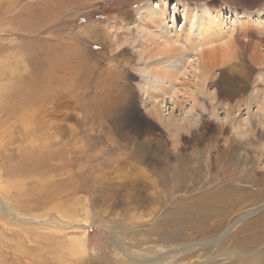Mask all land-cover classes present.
I'll use <instances>...</instances> for the list:
<instances>
[{"label":"rangeland","instance_id":"obj_1","mask_svg":"<svg viewBox=\"0 0 264 264\" xmlns=\"http://www.w3.org/2000/svg\"><path fill=\"white\" fill-rule=\"evenodd\" d=\"M28 1L0 0V85L25 75L28 56L53 44L76 46L94 67L67 82L53 79V94L42 107L53 146L71 149L73 166L66 169L82 178L74 189L35 204L61 172L35 168L6 174L8 161L4 164L1 156L15 164L22 135L0 129V194L10 198L9 208L0 204V264H246L245 253L264 247V206L247 215L264 203V0H160L170 9L177 5L180 17L173 24L165 20L172 33L184 24L183 7L199 12L212 5L222 12L226 27L218 45L225 57L198 86L195 103L184 94L183 76H175L178 69L187 71L194 57L188 43L180 40L176 45L185 48L173 53L158 39L143 41L149 27L140 9L156 7L159 0L68 5L61 15L24 30L13 18ZM235 12L249 14L243 21L248 31L227 29L233 21L241 24ZM86 23L104 32L102 42L77 33ZM250 47L259 52L260 62L249 59ZM173 88L176 104L167 110ZM89 95L112 103V113L97 122L82 104ZM157 103L162 115L179 118L184 112L178 128L151 114ZM38 109L30 110V125ZM138 149L143 157L133 156ZM22 201H30V209L15 217V204ZM32 217L64 219L67 226L57 231ZM75 238L81 245L72 248Z\"/></svg>","mask_w":264,"mask_h":264},{"label":"bare ground","instance_id":"obj_2","mask_svg":"<svg viewBox=\"0 0 264 264\" xmlns=\"http://www.w3.org/2000/svg\"><path fill=\"white\" fill-rule=\"evenodd\" d=\"M88 1H95V0H31L24 3V5L20 8L19 12H17V14L13 19L14 21L16 20L19 21V25L22 27V29L28 30L29 28L32 27L36 28L38 25H42L45 22L46 17L48 19L49 18L51 19L57 17L58 15H61L63 13L62 9H64L68 5H72V6L75 4L80 5ZM7 5L10 4L7 3ZM176 6L177 5H174V7L170 9V6H168L166 2L162 3L161 1L156 7L145 5L140 9L142 10L140 12L142 13L140 16L141 20L143 19L147 20L148 22L146 24L149 27V31L147 30L149 34H146L147 32H143V39H144V35L145 37L147 36L146 39H144L143 41L146 40L147 42H149L151 39L152 40L158 39L161 41V43H158V45L160 44V47L162 49H171L173 53L174 51L178 52V50L180 51L183 48H185L184 46L182 47L180 45H176L179 43L180 40H184L185 42L188 43V46L191 47L192 48L191 50H193L194 52L193 53L194 57L192 59L191 57L189 58L191 60L188 65L187 71L186 70L181 71L178 69L179 71L177 70L175 76H177L178 74L183 76L184 79L182 81L185 83H182L184 87V89L183 88L182 89L184 91V94L190 97L192 100H194L198 86L206 82V80L208 79V75L210 74V71L216 66V64H218L219 61L222 60L223 57H225V53L223 52L222 47L218 45V43H221L224 39L222 35L224 33L225 25H223V23L220 22L222 12L220 10H216L212 5H209L208 9H205L204 7L198 8L199 12L196 11L197 9L195 10V8H191V6H188V7H183L181 11L183 12L182 20H184V24L182 25V28L180 29V31H176L175 29L174 30L175 33L174 32L172 33L171 31H168L167 29L168 26L165 25L166 22L165 20H169L173 24L180 17V14L178 13ZM170 10H172V14L170 13L171 12ZM5 12L6 13L9 12V10L5 9L3 13ZM236 15H237V19L234 18V20L240 19L239 21L241 22V24H239L238 21H233L230 27H228L227 29H229L232 33L233 32L242 33L248 31V28L244 25L245 23H247V21L246 22L243 21L249 18V14L235 12V16ZM194 20H199V22L195 24ZM77 33L79 35H84L92 40H96L98 43H100V40L102 42L101 36H103L102 34L104 32L99 27L92 25L91 23H86L79 28ZM105 37L108 38V36ZM106 41H108V39ZM146 41L144 43H146ZM108 43H110V41H108ZM241 47L244 48V45H241ZM248 50H250L249 59L252 62L258 63L262 60L261 55L256 50V48L250 47ZM157 58L164 59V57H157ZM27 60H28L29 69L27 70L25 75L12 76L10 77L9 83L6 82L0 85V129L1 128L3 129V127L12 128V131H14L13 129H15V131L18 130L19 134L22 135V139H21L22 142L17 146L19 151H21L20 159L17 162L15 161L16 163L13 164L11 162L12 158H7L5 156L4 157L1 156V158L3 159V162L4 161L9 162L6 163L8 164L6 165L8 167H5L6 174H16L18 173V171L27 172L35 168L47 170V172H52L54 170L61 172V173H57L56 178L49 183L47 191L45 188V190L41 193V196L36 198L35 204L37 203L39 205L40 203L45 201L46 204L50 201H54L62 191H68L74 189L76 185L75 184L76 181L79 180L78 177L80 178V176L74 175L70 171V169L68 170L66 169L69 166L70 167L73 166V161L70 158L71 149L68 147V145L63 144L61 146L57 145L55 147L53 146L54 143L52 142V139L54 138L46 134L47 125H46V119H44L45 110H43L42 107L48 100H50L53 94L52 92L54 86L52 85L53 83L52 81L55 78H60L62 81L67 82L72 76H77L78 74H84V73L87 74L88 72H90L91 68L94 67V63L91 62L90 59L88 58V53L66 42L53 44L47 47V49H45V51L42 53L32 52L30 56H28ZM172 60L173 59H171V62ZM181 69H183V67ZM76 79H74V81H76ZM80 83H81V79H80ZM174 93H177V88H173L172 93L167 96V98L169 99L168 100L169 104L171 105V107H167V110L173 108L172 106L176 104L175 98L178 95ZM149 97L152 98L153 96L149 95ZM82 98H84V100L82 99L83 100L82 104H84L85 106L86 113H88L89 115L94 114L96 117L95 120L98 119V121L96 120L97 122H99V120L102 119L104 116L110 115V113H112L111 111V109H113L111 107L112 103L107 102L106 100L103 101L100 99V97L93 98L91 95H89L87 98H85L84 96ZM155 98L156 97H154V99ZM157 100L155 99L156 102ZM166 103L167 102L165 99L162 100L161 106L166 107ZM193 103H195V100ZM161 106L160 103L154 104L150 108L151 114L155 116L156 119L162 121L168 127L178 128V126L181 123L180 121L185 119L184 112L180 114V115L183 114L182 116L179 115L180 116L179 118H175L172 115L165 116L160 114L159 108ZM34 107L37 108L39 107L38 110L41 111L34 118L33 120L34 123L30 125L27 122L29 120L28 116L30 110ZM191 110L192 107H189L187 112ZM262 112L264 114V109ZM170 113L171 111L166 114H170ZM31 127L32 130L30 131ZM25 142L30 143L31 146H28V143ZM27 146L30 148L25 149L24 147ZM154 151H152V153H155ZM141 152L138 149V151H136L133 156H138L137 158H139L140 156L143 157L144 154H142ZM7 198L8 197H4L3 195L0 194V204H2L4 207L9 208L8 207L9 205H7V202H5L7 201ZM29 204L30 201L27 203L22 201L21 204L16 203L15 206L17 207V209L15 208L16 212L14 216L19 217L18 215L19 211L26 210L27 208L30 209ZM262 206H264V203L252 209L250 212H248L247 215H251L255 213ZM32 218L31 221H37V222L40 221V220L38 221L37 218L35 217L33 219ZM241 220L242 219L240 218L237 221H235V223H238ZM62 221L65 222L64 219L51 220V221L46 219V220H41L40 224L41 223L47 224L46 226H49L50 228L56 229L58 231V230H62L61 229L62 226H67ZM85 224L86 222L84 221L83 225ZM182 237L188 238L189 235L188 233L183 234ZM170 239L173 241L175 237L172 235ZM80 245H81L80 238L71 239L70 246L72 248L79 247ZM248 247L253 248L250 245ZM178 250L179 248L171 249L167 251L166 254L173 253ZM245 254L246 257L244 261L246 264H264L263 246L258 247L252 253H248V254L245 253ZM128 256L130 259L136 262L139 263L144 262L141 261L139 257L130 256L129 254ZM135 257L137 258V260H135L136 259Z\"/></svg>","mask_w":264,"mask_h":264}]
</instances>
